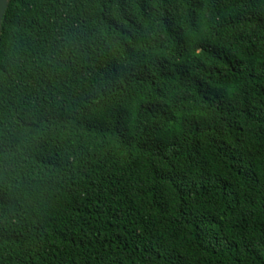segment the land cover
Listing matches in <instances>:
<instances>
[{
  "label": "trees",
  "instance_id": "trees-1",
  "mask_svg": "<svg viewBox=\"0 0 264 264\" xmlns=\"http://www.w3.org/2000/svg\"><path fill=\"white\" fill-rule=\"evenodd\" d=\"M0 264H264V0H7Z\"/></svg>",
  "mask_w": 264,
  "mask_h": 264
},
{
  "label": "water",
  "instance_id": "water-1",
  "mask_svg": "<svg viewBox=\"0 0 264 264\" xmlns=\"http://www.w3.org/2000/svg\"><path fill=\"white\" fill-rule=\"evenodd\" d=\"M7 0H0V17L4 11V8L6 6Z\"/></svg>",
  "mask_w": 264,
  "mask_h": 264
}]
</instances>
